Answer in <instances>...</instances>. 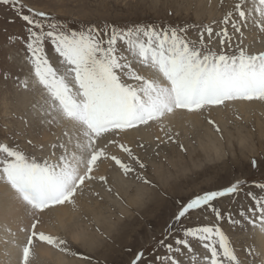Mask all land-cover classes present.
I'll return each mask as SVG.
<instances>
[{"label":"rangeland","instance_id":"obj_1","mask_svg":"<svg viewBox=\"0 0 264 264\" xmlns=\"http://www.w3.org/2000/svg\"><path fill=\"white\" fill-rule=\"evenodd\" d=\"M216 1L218 2L214 5L213 0H22L26 8L31 7L38 12H45L48 17L63 25L64 28L82 30L87 25L103 27L105 24L117 25L121 28L148 24L160 27L172 25L187 27V38L199 45L201 28L211 26L212 36L209 37L207 32L203 34V44L208 49L217 53L224 51L237 54L242 48L249 55H259L256 54L258 51L256 49L260 43L258 41L262 39L261 34L264 35V27L262 28L261 23L257 22L259 18L264 21V13H262L264 12V0ZM8 18H15V13L11 7L0 5V143L22 151L37 162H46L49 165L64 163L63 165L67 166L72 149L77 147L76 141H74L76 144H73L72 138L81 131L74 128L76 131L73 132L74 129L71 128L73 129L71 135L67 132L70 123L63 126L62 118L70 120L67 116L70 115L69 110L73 107L82 106L83 112L88 111L86 110L87 98L83 95L79 81L73 72L61 62V58L50 43L46 42L45 49L49 62L55 68L54 75L42 76L34 73L31 57L25 44L20 40L25 35L23 21L16 18V23L8 24L6 23ZM226 18L229 21L227 24L225 23ZM233 23L239 27V31L233 28ZM193 25L196 27L194 28ZM225 31L226 38L223 35ZM256 34L257 36L253 37ZM128 59L132 63V69L139 75L156 81L158 71L144 65L138 57L129 54ZM145 71H150L153 76L148 77ZM27 73L34 81L31 89L28 83L22 81L23 75L26 76ZM125 83L137 87L141 84L139 81L128 78H125ZM38 87L47 96L38 108L39 110L37 109L34 113L30 105L24 106L22 103L19 104L20 108L15 110L14 106L18 104L21 89L31 93L32 89H38ZM226 105L230 104H220V110H215L212 107L214 105L206 106L195 112L191 111L192 113L187 110L189 116L185 110L181 111V109L166 114L172 118L168 117L167 122L163 120L164 122L160 121L158 124V128L165 131L161 135L163 138H156L154 135L153 143L145 140L137 144L133 143L132 145L138 151L127 141L121 142L116 133L104 135L105 131H111L116 126H112L109 130H102L103 132L99 131L103 133L104 138H112L105 140L104 146L94 143V138L91 144L87 135L80 133L83 149L80 152L78 149V156L82 159L84 169L82 170L81 166L79 169L82 172L77 170L75 179L73 178V186L80 184L83 179L82 175L85 178L91 177L89 179L92 184L83 188L85 190L83 192L87 195L86 198L91 194V197L95 198L94 193L90 192L98 193L94 190L95 187L104 186L111 192L112 198L110 197L109 200L115 207H111L113 205L110 204L113 212L109 213L105 209L103 217L104 222L114 226L113 232L108 231L107 233L111 232L110 234L100 232L96 244L92 245L84 239V245L76 243V246L70 237H65L63 240L66 241L65 246L72 250L71 258L78 262L75 261L76 264H131L135 254L141 248L150 251L151 245L163 237L165 229L177 211V201H187L206 191L222 189L236 180L264 183V102L259 111L254 109L244 111V113L237 112V114H230L232 109H228ZM53 106L57 109L53 110ZM85 114L86 116L84 115L82 119L84 118L86 125L90 126L95 121L99 122L88 112ZM189 117L192 121L188 119ZM172 120L174 121L171 123ZM196 124L198 127L194 128L193 125ZM86 125L84 129L90 134ZM171 127H174L173 131ZM96 129L98 128H94L93 131ZM93 131L91 134H99ZM212 139L215 141H211ZM113 141L117 143V147L114 146ZM122 145L131 150V155L123 150ZM202 146L209 148L210 152L204 153L200 149ZM101 147L107 148L102 150ZM214 149H218L220 157L217 158ZM102 151L106 153L103 152V154ZM87 154L90 156L88 157ZM55 155L59 158L54 160ZM4 157L5 154L0 153V159ZM114 157L129 165L133 171L125 174L123 169L115 163ZM253 160L257 161V168L252 167ZM141 163L145 165L143 169L140 168ZM100 166L108 169H105L107 174L102 176L107 177V182L98 176L100 181L98 180L97 183V177H95L97 174L91 175L94 168ZM114 166L116 169H121L125 177L124 181L117 184L118 189H115L116 185L110 184L111 181L108 178L110 174L112 176ZM2 191L3 189L0 190V194ZM247 192L258 197L261 204L245 195ZM103 197L108 198L109 196L103 195ZM125 200L126 203H124ZM97 202L101 204L103 200L98 198ZM213 203L217 205L223 219H217V216L208 210L203 213H190L187 219L182 220L184 228L204 225L218 226L228 236L235 250L233 264H264L261 242L258 237L264 232V222L259 220L260 207L264 204V191L250 183L235 199L227 196ZM107 204H101V206ZM43 205L44 203L38 207H43ZM38 209L35 210L38 211ZM241 210L245 215H241ZM253 212L256 213L255 216ZM228 213H231L232 218L240 223L237 225L230 223ZM28 221L29 219L25 222ZM28 225H25L26 229ZM35 225L34 223L31 229L37 227L38 223ZM31 229L22 230L24 237L30 233L29 239H34L36 230L30 232ZM186 238L190 242L189 248L184 250L183 256L178 257L182 264H209L210 250L205 249L198 238ZM157 254L163 255V250Z\"/></svg>","mask_w":264,"mask_h":264},{"label":"snow or ice","instance_id":"obj_2","mask_svg":"<svg viewBox=\"0 0 264 264\" xmlns=\"http://www.w3.org/2000/svg\"><path fill=\"white\" fill-rule=\"evenodd\" d=\"M0 5L11 7L15 13V18H8L6 23L14 24L16 18L23 21L25 35L20 40L31 57L34 73L54 75L55 68L49 62L45 49L46 42L50 43L61 62L79 81L87 98L89 115L121 130L160 120L176 109L191 112L235 100L264 102V53L249 55L241 48L237 54H229L208 49L203 44V34L207 32L211 37V26L201 28V43L197 45L187 38V27L148 24L121 28L105 24L103 27L87 25L82 30L70 29L64 28L45 12L26 8L22 0H0ZM228 22L226 18L225 23ZM233 28L240 30L235 23ZM223 35L227 37L226 31ZM129 54L157 70L167 83L160 85L154 79L139 75L132 69ZM125 78L141 84L138 87L129 85ZM121 147L131 155L130 149ZM0 153L5 154L0 159V180L8 182L30 203L43 200L44 207H51L70 202L75 197L74 177L70 170L64 168V163L49 165L37 162L2 143ZM113 159L125 174L133 171L119 158ZM251 163L253 168L258 167L256 160ZM144 167L141 163L140 168ZM250 183L264 191V183L236 180L222 189L206 191L187 201H177V211L163 237L151 245L150 251L141 248L131 264H182L178 257L189 248L190 242L186 237L198 238L203 247L210 250L209 264H233L235 250L220 227L184 228L182 220L187 219L190 213H203L205 210L213 212L217 219H223L213 202L227 196L235 199ZM245 195L261 204L253 193ZM227 215L233 225L240 223L232 218L231 213ZM241 215H245L243 210ZM259 220L264 222V204L260 207ZM35 236L50 244H66V241L43 233H35ZM162 250L164 254L158 255Z\"/></svg>","mask_w":264,"mask_h":264},{"label":"bare ground","instance_id":"obj_3","mask_svg":"<svg viewBox=\"0 0 264 264\" xmlns=\"http://www.w3.org/2000/svg\"><path fill=\"white\" fill-rule=\"evenodd\" d=\"M216 2H218V1H216V0L214 1L213 0L212 4L215 3L214 5H216ZM261 10H262V8L260 9V12H261ZM262 13H264V12H262ZM206 21H207V19H206ZM257 23H259V24L261 23L262 28L264 27V21H261L260 18L258 19ZM257 23H256V26H257ZM255 28H258V27H255ZM255 30H257V29H255ZM258 31H259V29H258ZM253 32H255V31H253ZM259 33H258V35H259ZM256 36H257V34L254 35L253 37H256ZM260 38H262V39L260 41H258L260 43L257 45V49L256 50H258V51H256L257 52L256 54H260V53L264 52V50H263L264 49V40H263L264 39V35L261 34ZM255 48H256V46H255ZM251 54H253V53H251ZM22 62H23V60H22ZM23 68L25 69V66H23ZM24 69H22V70H24ZM150 69H151V67H150ZM138 70H139V68H138ZM150 71H148V72L145 71L146 74L148 75V77H152L153 76V74L151 73L152 71L151 72ZM142 72H144V71H142ZM156 74L157 73H155V75ZM22 81L25 82V83H28L30 89H31V87H33L34 81L32 80V77H31V75H29V73H27L26 76L23 75ZM156 81L160 85H164L165 83H167L163 79L162 74H160V73H158V75L156 77ZM21 90H22V93H20L21 95L18 96L20 99L17 100L18 104L16 106H14L15 110L19 109L20 108L19 104L22 103V105H24V106L30 105L31 106L30 107L31 110H33V112L34 111L37 112V109L39 107H41V104H42L43 100L47 96H45L44 92L39 87H38V89H36V88H34V90L32 89L31 93H28L27 92L28 90L27 91H23V89H21ZM76 100H77V98H76ZM78 101H80V99ZM44 103H46V102H44ZM225 103L230 104L228 106L226 105L228 109H232L229 112L230 114L231 113L237 114V112H239V113L243 112L244 113V111L248 112V111H252L254 109L259 111L260 110L259 108L261 107V104H263V102L257 101V100H253V101H246V100L225 101L223 104H225ZM212 107L215 110H220V108H221L220 105H214ZM52 109L56 110L57 108L53 106ZM210 109H211V107H210ZM82 110H83L82 106H77V107H73L72 109H70L69 110V114L70 115L67 114L68 115L67 117H70V120L69 119L67 120V118H62V120H64L62 125L65 126L67 123H70V126H69L70 128L69 127L67 128V132H69L71 135L73 134V133H71L72 132L71 130L76 128L78 131H81L80 133H83V134L87 135V137L90 140L91 144L93 143L92 139L94 138V143L96 142V144H99V145L102 144V146H104L103 142L105 140L107 141L110 138L109 137H108V139L104 138L103 135H102L103 133H100L99 131L100 130L101 131L102 130L105 131L107 129L109 130V128H111L112 125L103 123L101 121H99V122L95 121L94 124H91L92 126L91 125L88 126V125H86V121H83L84 118L82 119V117L84 115L86 116L85 113L88 112V111L83 112ZM182 110H185L187 112L186 109H181V111ZM222 112H223V110H222ZM182 113H184V112H182ZM213 113H215V112H213ZM175 114H177V113H175ZM187 114H188V112H187ZM189 115L190 114H188V116ZM195 115H196V113H195ZM36 116H37V114H36ZM168 117H170V115H168V116H166V118H163V119H160V120L149 121L145 125L136 126V127L132 128V129L121 130L118 127L114 128L115 127L114 126L113 127L114 129H112L111 131H105L106 133H104V135L108 136V134L112 135L113 133H116V135L118 136V139L121 142L127 141L132 147H134L136 149V147L132 145L133 143L137 144V143H140V141H142V140H145L148 143H150V142L153 143L155 141L154 140V135H156L155 136L156 138L158 137V138L162 139L163 137H161V135H163V133L165 131H162L160 128H158V126H159L158 124H159L160 121H163V120L166 121V119H168ZM197 117H198V115H197ZM170 118H172V117H170ZM182 118H186V117H182ZM188 119L192 121V119H190V117ZM173 121L174 120H172L171 123ZM198 121H201V119L198 120ZM198 121H197V123H198ZM180 124H181V127H182V123L181 122H180ZM200 124H202V123H200ZM85 125H86V129L87 130L89 129V133L90 134L86 133V131L84 129ZM169 126H171V125H169ZM193 126H194V128H195V126L198 127L197 124L193 125ZM151 127H152V130H151ZM177 127L178 126H176V128ZM71 128H73V129H71ZM94 128H98V129L93 131ZM166 128H167V126H166ZM172 128H174V127H171V130H172ZM43 129H41V130H43ZM76 129H74L73 132L76 131ZM164 129H165V127H164ZM195 130H197V129H195ZM92 131L94 133L95 132H99V134L96 133V135H93V134H91ZM77 133H78L77 136L72 138L73 144L75 143L74 141H76L77 147L72 149L71 157L69 158V160H67V161H69V163H67V166L63 165L66 170H70L72 172L73 177H75L77 170L81 166H82V170L84 169V167H83V165L81 163L82 159L78 156L79 155L78 154V149H79V152H80L81 149H83L82 148L83 144L81 145V139H80V136H79L80 133L79 132H77ZM172 133H174V132H172ZM33 134H34V132H33ZM195 134H197V133H195ZM156 140H158V139H156ZM211 141H215V140L212 139ZM113 142H115V141H113ZM161 142H162V140H161ZM111 144L113 145V143H111ZM114 146L117 147V143L116 142L114 143ZM138 147H139V145H138ZM106 148H102V150L106 149ZM114 149H115V147H114ZM114 149H112V150H114ZM200 149H202L204 151V153L210 152L209 148H206V147H203V146L200 147ZM103 152H105V151H102V153ZM218 152H219L218 149L217 150L214 149V154L217 156V158L220 157ZM86 153H87V151H86ZM111 153H112V151H111ZM117 154H118V152H117ZM87 156H88V154H87ZM89 156H90V154H89ZM57 158H59L58 155H55V157L53 159L55 160ZM101 158H102V155H101ZM210 159H212V158H210ZM109 160H108V162H109ZM103 161H105V159ZM53 163H55V162H53ZM102 164L104 165V162ZM99 165H101V163ZM119 168H117V169H116V167L114 168V172H113L112 176L108 172V174H110L109 177H108L110 179V181H111L110 184L111 185L114 184V186L116 185L115 189H118V187H117L118 183L120 184L122 181L125 180L124 173ZM105 169H107V168H105V166H100L98 168H94V172L91 175L97 174L95 176V177H97V180H96L97 183H98V180L100 181L98 176L102 177V176H105L104 174H107V173H105V171H106ZM81 174H83V173H81ZM82 178H83L82 179L83 183L82 184L80 183L79 185H77L75 187V190H76L77 193H76L75 197L72 199V201L65 202L64 204H61V205H54V206H51V207H44V206L43 207H38V205H41L42 203L45 204V201H43V200L37 201L35 203V204H38V205H34L33 203H30L28 200L23 198L18 192H16L12 186H9L10 184L8 182H6V181L5 182H1L0 181V184H1L0 185V190L3 189L2 193L0 194V264H76L77 261L75 260L76 261L75 262L74 259L71 258L72 250L70 248H68L67 246L59 245V244H50V243H47L45 241H41L35 235H34V239H29L30 233H29V235H27V237H24V235L22 233V230L25 229V231H26L28 228L31 229L33 227L32 225L34 223L36 225L38 223V225H37V227H34V229H31L30 232H32V231L35 232L34 230H36L35 233H43V234H46V235H50V236L56 237V238H58L60 240H64L65 237L68 236V237L71 238V241L74 242L76 246H77L76 243H78L80 245L81 244L84 245L85 241H88L92 245H94V244H96V242H97V240H98V238H99V236L101 234L100 232L104 231L105 233H107L108 231H112L114 229L113 228L114 226L112 227V225H109V224H107L106 222L103 221L104 210L105 209L107 211H109V213L113 212V210L110 208V206H111L110 204H112V203L109 200V198L111 197L110 196L111 192L109 190H107L104 186H101V184H100L101 187H97V188L95 187V189H94L98 193H95V192H92V191L90 192V193H94L95 198L91 197L92 194H91V196L88 195V198H86L87 195L83 192V191H85L83 188H84V186H89V184L91 183V180L89 178H85L83 175H82ZM104 180H106L105 182H107V177L104 178ZM78 182H79V180H78ZM126 193L128 194L127 191H126ZM103 195H106V196H109V197L105 198V197H103ZM139 196H141V194ZM134 197H136V196H134ZM98 198L103 200V202L101 204L108 203L107 204L108 206L107 205L101 206V204H98V202H97ZM132 198H133V196H132ZM138 198H140V197H138ZM125 199H126V197H125ZM134 200H135V198H134ZM137 201H138V199H137ZM135 202H136V200H135ZM141 202H142V200H141ZM124 203H126V200H125ZM131 204H133V202ZM112 205L113 206H111V207H115L114 204H112ZM33 206H34V208H30V207H33ZM35 209H38V211H36ZM28 219H29V221L25 222ZM26 224H29L27 226V229L25 227ZM99 228H101V229H99ZM110 233H107V234H110ZM258 237L260 238L259 241L261 242L260 244H261L262 254H263V257H264V232L259 234ZM84 239H85V241H84ZM65 249H67V250H65ZM263 261H264V259H263Z\"/></svg>","mask_w":264,"mask_h":264}]
</instances>
